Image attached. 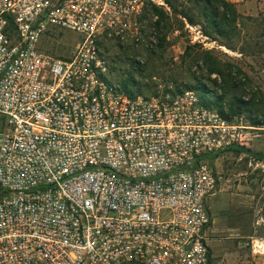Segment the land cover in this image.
Instances as JSON below:
<instances>
[{
    "label": "built area",
    "instance_id": "2783aa9c",
    "mask_svg": "<svg viewBox=\"0 0 264 264\" xmlns=\"http://www.w3.org/2000/svg\"><path fill=\"white\" fill-rule=\"evenodd\" d=\"M150 1L0 0V264L210 263L214 159L255 127L111 78L108 43L139 45Z\"/></svg>",
    "mask_w": 264,
    "mask_h": 264
},
{
    "label": "rangeland",
    "instance_id": "374dc122",
    "mask_svg": "<svg viewBox=\"0 0 264 264\" xmlns=\"http://www.w3.org/2000/svg\"><path fill=\"white\" fill-rule=\"evenodd\" d=\"M231 1L236 2L241 14L242 32L241 36L223 41L235 48L210 40L199 25L157 30V16L148 11L144 17L145 38L139 45L108 43L105 55L111 78L122 85L133 76L135 81L128 82L131 94L145 96L164 95L167 90L178 92V88L188 89L200 81L210 83L206 55L185 53L189 42L201 43L198 49L212 50L214 53L209 56L223 68L231 69L232 82L226 83V99L235 92L254 96V116L259 114L264 109V0ZM74 38L78 39V35L68 31L57 34L53 50L70 55ZM212 78H217L219 85L210 83L215 89L211 99L221 93L224 85L217 74H212ZM238 116L243 117L244 125L254 126L248 115ZM254 127L247 130L248 143L243 148L226 149L214 159L221 179L211 202L213 221L219 216L212 225V264H264V125ZM5 128L6 120L0 115V131ZM238 221L243 229L227 227Z\"/></svg>",
    "mask_w": 264,
    "mask_h": 264
},
{
    "label": "trees",
    "instance_id": "16d2710c",
    "mask_svg": "<svg viewBox=\"0 0 264 264\" xmlns=\"http://www.w3.org/2000/svg\"><path fill=\"white\" fill-rule=\"evenodd\" d=\"M165 5L157 4L150 1V7L146 6L143 17L148 11L152 13V16H157L155 26L157 30L164 28L180 29L186 24L199 25L201 27L202 34L208 37L212 41L219 42L221 45H226L223 40L233 39L234 37L241 36V14L239 13L236 2L231 0H163ZM148 5V4H147ZM178 27H175L177 26ZM162 39V38H161ZM118 44V43H117ZM120 44V43H119ZM162 45V43H160ZM230 46V45H226ZM202 47L201 43L189 42L186 46L185 53H204L208 64L209 82L212 85L218 86V79L212 78V74H217V77L221 78L224 85L221 87L223 90L220 94L214 95L215 89L205 81L189 85L188 89H195L200 95L203 102L216 107L228 120H233L235 115H248L250 122L254 126L264 125V109L259 111L260 113L254 116V111L257 110V103L254 96L247 97L245 95L235 92L230 99L227 98L226 83L232 82L231 69H225L220 62L214 60L210 53H214L210 49H198ZM230 48H235L231 47ZM236 50V49H234ZM229 73H228V71ZM135 81L131 76L128 82ZM128 82L122 84V86L130 93H133L128 86ZM234 87H237L235 85ZM186 89V88H185ZM184 89L178 88L177 91L181 92ZM176 94L178 92L174 90H167V93ZM217 92V91H216ZM227 106L228 110H226ZM232 149H241V147L233 146ZM228 148V149H230ZM211 259H210V263Z\"/></svg>",
    "mask_w": 264,
    "mask_h": 264
},
{
    "label": "crops",
    "instance_id": "0c3cea01",
    "mask_svg": "<svg viewBox=\"0 0 264 264\" xmlns=\"http://www.w3.org/2000/svg\"><path fill=\"white\" fill-rule=\"evenodd\" d=\"M211 216H212V215H211ZM218 217H219V216H218ZM218 217L215 216V217H214V221H213V219H212V225H213L214 222H215V224H216V222H217L216 220H217V219L219 220ZM262 218H264V217H262ZM243 222H244V219L242 218V219H241V223H243ZM238 223H240V221H238V222H237V225H235V226H229V225H227V227H230V228H234V227H235V228H238V229H240V228L243 229L244 226H243V225H239Z\"/></svg>",
    "mask_w": 264,
    "mask_h": 264
}]
</instances>
